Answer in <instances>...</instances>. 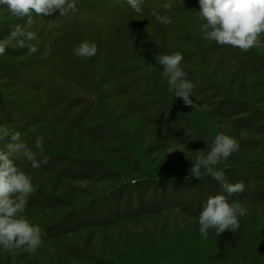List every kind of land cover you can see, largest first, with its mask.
I'll use <instances>...</instances> for the list:
<instances>
[{
	"label": "rangeland",
	"instance_id": "1",
	"mask_svg": "<svg viewBox=\"0 0 264 264\" xmlns=\"http://www.w3.org/2000/svg\"><path fill=\"white\" fill-rule=\"evenodd\" d=\"M75 2L64 15L32 13L31 24L0 7V128L33 151L41 137L47 157L33 169L11 154L32 177L23 215L42 244L0 248V264H264V33L247 51L206 40L199 0H143L139 13L126 0ZM17 26L35 36L24 47ZM84 40L94 56L75 55ZM172 53L195 108L168 91L157 57ZM218 133L240 145L216 167L245 185L225 195L247 213L235 232L205 239L198 214L223 189L188 169Z\"/></svg>",
	"mask_w": 264,
	"mask_h": 264
},
{
	"label": "clouds",
	"instance_id": "2",
	"mask_svg": "<svg viewBox=\"0 0 264 264\" xmlns=\"http://www.w3.org/2000/svg\"><path fill=\"white\" fill-rule=\"evenodd\" d=\"M143 0H126L132 10L141 12ZM199 17L205 21L202 24L203 36L206 40L214 41L218 45H231L247 51L253 47L261 46L259 39L264 33V0H199ZM169 7L167 3L164 5ZM0 7H6L9 13L17 17H27V24L32 23V13L37 16H48L59 10L60 15L69 10H76L75 0H0ZM157 22L168 24L166 16L156 14ZM13 38L24 36L18 41L21 47L25 41L35 38L32 32H24L19 26L11 32ZM30 52L35 53V45H27ZM5 48L0 45V55ZM95 43L84 40L74 49L75 55L89 58L96 54ZM183 57L180 53L159 55L157 60L163 65V75L167 77L168 91L175 93V97L182 99L185 106L196 107L192 99L193 83L186 79V74L180 67ZM10 136L11 141L7 145L8 151L0 150V248L35 253L42 244L41 228L31 223L23 215L28 197L35 191L32 177L17 167L12 153L22 152L31 168L38 169L47 163L44 155L45 147L41 137H36L34 148H29L18 131L10 132L6 128H0V139ZM240 147L238 141L230 135L218 133L215 135L206 154L197 151L192 157V165L188 173L193 178H200L202 170L212 179L219 181L222 192L209 196L203 203L198 214V232L201 237L207 239L209 230L219 237L225 230L235 232L240 228L239 218L247 213V207L239 201L228 199L235 193L244 191L242 182L230 183L225 178L223 169L216 165L226 160ZM180 149L175 148L170 152ZM37 152L41 159H37Z\"/></svg>",
	"mask_w": 264,
	"mask_h": 264
}]
</instances>
